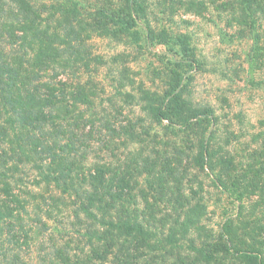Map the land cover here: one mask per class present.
I'll use <instances>...</instances> for the list:
<instances>
[{
    "label": "trees",
    "instance_id": "trees-1",
    "mask_svg": "<svg viewBox=\"0 0 264 264\" xmlns=\"http://www.w3.org/2000/svg\"><path fill=\"white\" fill-rule=\"evenodd\" d=\"M238 1L247 13L254 0ZM150 5L96 0L86 13L84 0H0V264H31L34 250L36 264H264V141L238 171L234 158L211 144L212 134L193 132L191 156L175 146L160 169L130 151L120 170L112 154L107 163L97 153L111 152L113 137L124 131L135 142L138 124L148 134L143 119H120L124 108L115 96L103 104L96 76L107 62L92 51L93 38L164 45L178 59L157 57L171 76L201 67L187 34L152 30ZM126 57L109 58L116 95L135 82ZM138 93L122 95L148 120L193 130L213 116L210 108L192 107L178 87ZM183 156L208 169L237 204L217 235L200 224L207 211L202 185L183 186ZM145 172L150 177L139 187ZM50 220L62 228L46 237ZM191 233L198 238L188 239Z\"/></svg>",
    "mask_w": 264,
    "mask_h": 264
},
{
    "label": "rangeland",
    "instance_id": "rangeland-1",
    "mask_svg": "<svg viewBox=\"0 0 264 264\" xmlns=\"http://www.w3.org/2000/svg\"><path fill=\"white\" fill-rule=\"evenodd\" d=\"M149 1L151 5L147 13H151L149 21L152 30L155 33L164 29L174 34H187L201 67L189 71H186V67L180 70V74L171 76L163 71V65L157 57L166 55L168 59H178L164 45L147 44L146 47L136 48L127 43L93 38L90 42L92 51L103 56L107 62L96 76L105 90L101 95L103 104L108 105L107 98L115 96V102L124 108L120 119L125 116L134 121L136 118L143 119L141 124L145 125L148 134H143L138 124L134 130L140 134L135 140L137 143L129 142L124 131L119 137H113L116 144L111 152L102 149V152L97 153L104 162L117 160L116 165L120 170L130 151L150 156V163L160 169L163 162L172 161L175 146L180 147L182 152L190 151L196 139L193 132L204 138L212 134L211 144L215 148H222L224 153L228 152L234 158L235 169L238 171L244 166L247 153L259 149L264 141V0L253 1L248 10L250 16H247L245 10L242 11L243 5L238 0ZM95 2L84 0L88 7L86 13L91 12ZM251 20H255L254 27L258 33L257 50L253 49ZM117 54L127 56L124 63L130 68L135 81L131 86L120 87L118 95L115 94L118 88L111 81L113 74L108 70L111 67L109 58ZM177 87L183 91L185 101L190 102L192 107L210 108L213 111L212 118L193 130H183L180 124H171L168 120H148L138 106L132 105L134 107L129 110V104L135 101L122 95L123 92H130L138 96V91L144 88L157 93H170L176 92ZM111 154L114 160H111ZM181 163L182 168L188 171L182 181L183 186L187 188L188 184V189L191 187L194 190L198 184L202 185L199 197L204 200L207 211L200 224L206 232L217 235L222 224L236 214L237 204L227 192L215 187L208 169L200 171L184 156ZM149 177L146 172L139 175V187H146L145 180L148 181ZM148 196L155 197L151 192H148ZM139 206L142 207L140 201ZM160 207L163 208L162 205ZM47 224L49 233L46 237L62 228L54 220ZM191 238L198 236L191 233L188 239ZM37 259L38 253L34 250L31 264H36Z\"/></svg>",
    "mask_w": 264,
    "mask_h": 264
}]
</instances>
